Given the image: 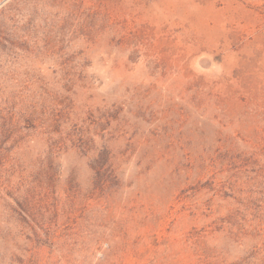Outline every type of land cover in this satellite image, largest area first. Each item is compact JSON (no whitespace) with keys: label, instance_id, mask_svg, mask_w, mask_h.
Here are the masks:
<instances>
[{"label":"rangeland","instance_id":"rangeland-1","mask_svg":"<svg viewBox=\"0 0 264 264\" xmlns=\"http://www.w3.org/2000/svg\"><path fill=\"white\" fill-rule=\"evenodd\" d=\"M0 264H264V0H0Z\"/></svg>","mask_w":264,"mask_h":264}]
</instances>
